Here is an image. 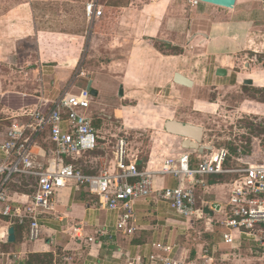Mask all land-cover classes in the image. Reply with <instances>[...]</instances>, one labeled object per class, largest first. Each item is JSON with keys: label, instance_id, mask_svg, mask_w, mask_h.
Segmentation results:
<instances>
[{"label": "crops", "instance_id": "obj_1", "mask_svg": "<svg viewBox=\"0 0 264 264\" xmlns=\"http://www.w3.org/2000/svg\"><path fill=\"white\" fill-rule=\"evenodd\" d=\"M34 1L38 0L10 2L7 11L0 15V94H24L51 101L65 89L78 93L91 82V89L97 95L93 96L88 114L99 134L100 145L95 152L77 158L79 165L94 167L89 171L91 174L117 170L116 146L108 147L104 109L116 102L108 115L122 120L125 128H131L130 121L137 108L131 106L129 93L135 90L133 86L141 79L140 75L160 89L155 91V97L167 98L176 92L181 94L186 105L189 101L192 108L196 101L201 107L198 111L205 113L210 111L211 104L203 96L194 100L192 95L203 85L216 90L232 89L237 85L252 89L264 87V71H254L249 63L264 60V0H235L232 9L195 3L194 0H152L137 8L133 7L134 0H106L103 5L101 0H96L102 9L110 1L112 6L120 5L117 10L124 16L123 21L126 13L133 14L132 9H136L137 23L135 28H123L121 48H108L112 44L107 42L106 33L98 34L104 37L101 42L97 41L109 49V59L113 52L123 53L124 58L114 64L120 67V72L115 75L90 68L86 72L95 73L90 78H85L81 67L85 39L68 31L41 28L37 17L40 6ZM113 11H108L112 21L118 14ZM84 15L87 17L85 9ZM55 22L60 26L58 22L62 20L56 19ZM129 32H133L132 35ZM91 36L95 37L97 33L92 31ZM195 56L206 61L201 71L191 70L195 66ZM109 65L111 68L113 63ZM217 69L226 70V75L216 76ZM176 73L191 80L193 86L186 88L175 84ZM246 81H251V84H245ZM120 87L122 97L118 96ZM119 101L125 105H119ZM146 104L152 106L148 101ZM146 104H142V108ZM158 108L157 115L162 118L161 125H157L158 140L147 151L128 149L127 139H118L125 140L127 144L125 164L136 159L139 169L153 173L154 189L193 186L195 216L188 219L177 216L154 194L134 203L131 225L135 231L128 236L116 230L119 212L108 210L96 198L72 186L61 190L54 198L53 211L41 220L43 227L39 240L30 242L23 232L14 230V245L19 255L53 253L55 259L62 260L59 264H135V260L147 264L150 255H165L157 246H169L171 251L167 256L191 264H263V257L259 254L262 250L251 238L243 237L233 249L221 238L222 228L216 222L224 215L231 175L178 180L172 175L158 173L168 159L177 166L179 158L188 155L189 166L194 168L203 156L217 149L206 143L207 130L193 121L195 115L190 113L191 108L179 113L166 109L164 104ZM152 113L151 108H144L141 112L142 116ZM201 115L204 116L203 113ZM167 121L201 127L200 145L206 149L202 153L184 149L183 138L166 132ZM109 133L110 137L115 136ZM258 151L246 152L237 147L238 155L230 157L228 164L234 167L239 164V159L258 160L261 153ZM89 238L94 241L88 242Z\"/></svg>", "mask_w": 264, "mask_h": 264}, {"label": "built area", "instance_id": "obj_2", "mask_svg": "<svg viewBox=\"0 0 264 264\" xmlns=\"http://www.w3.org/2000/svg\"><path fill=\"white\" fill-rule=\"evenodd\" d=\"M85 13L96 20L103 11L96 0H91ZM16 97L21 100L13 104L9 94H0L5 115L0 119V222L4 224L0 244H8V230L14 226L23 229L28 241L39 240L41 220L53 211L57 194L72 184L108 210L119 212L116 230L128 236L135 231L131 225L134 203L154 194L181 218L197 213L194 187L154 189L153 173L139 169L136 159L125 164L127 144L123 139L116 144L117 170L113 173L91 174L94 167L77 163V158L95 152L100 145L88 114L93 97L87 89L78 93L68 89L51 101L24 94ZM228 157L227 149L217 148L190 168L189 156L182 155L177 166L168 159L158 173L178 180L231 175L224 215L216 222L222 228L221 238L231 249L243 237L251 238L262 250L259 254L264 264V150L258 160L239 159L234 167L225 166ZM156 248L165 255L152 254L147 264H191L167 256L169 246ZM0 257V264H16L11 254Z\"/></svg>", "mask_w": 264, "mask_h": 264}, {"label": "rangeland", "instance_id": "obj_3", "mask_svg": "<svg viewBox=\"0 0 264 264\" xmlns=\"http://www.w3.org/2000/svg\"><path fill=\"white\" fill-rule=\"evenodd\" d=\"M18 1L20 0H0V15L7 11L10 2L16 3ZM89 1L90 0H38L34 2L40 6V12L37 17L39 18L41 28L68 31V33L82 36L85 39L81 61V67L84 68L85 71V78L95 76V73L88 74L86 72L90 68L101 71L102 73L115 75L116 72H120V67L114 64L117 63L116 61L121 62L124 58L123 53L118 54L117 52H113L109 59V54L107 53L110 52L109 49L100 43L102 41L101 39L104 37L98 36V34L106 33L107 42L112 44V47L109 46L108 48H113L114 46L115 48H121L120 45L123 42V28L132 29L136 27V9H132L133 14L130 13L129 15L126 13V20L123 21L124 16H122V14L119 15L121 11L117 10L121 6H112L110 1L109 4L102 9L103 13L99 19H88L84 15V9ZM149 1L152 0H134L133 7H140L143 3H148ZM100 3L102 5L106 4V0H101ZM114 4L117 5L116 3ZM112 10H114L113 12H118L114 21H112L111 15L108 13V11L110 12ZM56 19L62 20V22H58L60 26H56ZM92 31L93 33H97V36H91ZM129 33L132 35L133 32ZM134 33L136 34V32ZM130 39L132 42H135V39ZM97 40H100V42ZM132 42L130 44H132ZM195 49L199 50L198 48ZM111 63H113V66L110 68L109 64ZM249 63L252 65L254 71H264L263 59H259L258 62L252 60V62L249 61ZM194 65L195 66L191 70L201 71L203 67L205 68L206 61H201V56H195ZM212 66L210 67L212 68ZM140 78L141 79L136 82L135 86H133L135 90L132 89L133 92L129 93V96H131V106L137 108V110L134 111V118L130 121L132 122L131 128H125L122 124V120L115 119V117H112L113 115H108L111 114L113 109L112 106L115 105L116 102L110 105L106 104L108 107H105V109L103 108L106 110L104 113L106 118V131L108 132L106 136L107 140L110 142L108 145L110 149L116 146V142L119 138L124 137L127 139L128 149L147 151L148 148L156 144L155 141L158 140V135L156 134L157 125H161L162 123V118L158 116L156 112V109H159V105L164 104V106H167L166 109L176 110V113L182 112L185 108L188 110L191 108V102L188 101L186 105L181 94L176 92L169 95V98L155 97V91H159L160 89L154 85H150V79H145L141 77V75ZM201 88L192 93L193 99L200 100L202 96L205 97L204 100L211 104L210 111L206 113L198 111L201 107H199L195 101L190 109V113L195 115L193 121H197L199 125L205 127L207 130L208 137L206 143L212 144L215 148L224 147L229 149L232 147H241L246 152L252 149H255V153L259 152L258 150L262 152L264 150V87L252 89V87L243 88L242 85H237L232 89L216 90L208 88L207 85H203ZM9 96L11 99L14 98L13 104H17L21 100L19 99L20 97H16L17 95L9 94ZM146 101L150 102L152 106L146 104ZM118 104L125 105L123 101H119ZM142 104H146L147 106L144 108H151L154 113L142 116L141 112L142 110L144 111ZM202 113L204 116L201 115ZM4 116L3 107L0 105V119ZM143 124L147 126L145 127ZM109 132H112L115 136L110 137ZM252 138H256V140L254 141ZM250 141L253 143V147ZM72 185L74 186V184ZM79 190L85 192L82 188ZM0 227H4V224L1 222ZM23 249L24 248H22V250ZM0 254H11L13 256L12 260H14L16 264H26L30 257V254L19 255V250L14 244H0ZM34 254L53 255V253ZM1 259L2 257H0V260ZM52 260V264H59L62 261L59 258L55 259L54 255Z\"/></svg>", "mask_w": 264, "mask_h": 264}, {"label": "water", "instance_id": "obj_4", "mask_svg": "<svg viewBox=\"0 0 264 264\" xmlns=\"http://www.w3.org/2000/svg\"><path fill=\"white\" fill-rule=\"evenodd\" d=\"M195 1L226 8V9H232L235 5V0H195ZM226 73L227 72L224 69L216 70V76L218 77H223L226 75ZM174 82L175 84H178L186 88H191L193 86V83L191 80H189L188 78L178 73L174 75ZM245 84L250 85L251 81H246ZM86 89L90 92L92 97L97 95V92L94 89H91V82L89 83ZM122 95H123V92H122V88L120 87L118 96L122 97ZM165 130L169 134L183 138L184 139L183 140L184 149L195 150L199 153H202L203 150L206 149V147L200 145L201 138H202V128L201 127L193 126L189 124H181L175 121H167L165 123ZM7 242L9 244H14L15 242V233L12 227H10L8 230Z\"/></svg>", "mask_w": 264, "mask_h": 264}, {"label": "trees", "instance_id": "obj_5", "mask_svg": "<svg viewBox=\"0 0 264 264\" xmlns=\"http://www.w3.org/2000/svg\"><path fill=\"white\" fill-rule=\"evenodd\" d=\"M228 152H229V157L225 163V166L226 167H231L229 164H228V161L230 159V157L232 158V156H237V147L234 148H229L227 149ZM223 175H217L216 177L218 178H221ZM26 184H23V186H25ZM14 230L16 232H23V229L22 228H19L17 226H14ZM53 255L52 254H44V255H41V254H30V257H29V260H27L26 264H52L53 263ZM43 260H46V261H43Z\"/></svg>", "mask_w": 264, "mask_h": 264}]
</instances>
